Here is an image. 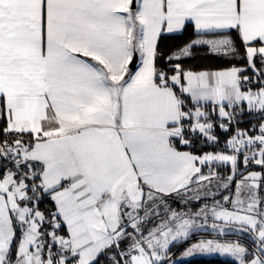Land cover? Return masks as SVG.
I'll use <instances>...</instances> for the list:
<instances>
[{
  "label": "snow or ice",
  "instance_id": "snow-or-ice-1",
  "mask_svg": "<svg viewBox=\"0 0 264 264\" xmlns=\"http://www.w3.org/2000/svg\"><path fill=\"white\" fill-rule=\"evenodd\" d=\"M264 264V0H0V264Z\"/></svg>",
  "mask_w": 264,
  "mask_h": 264
},
{
  "label": "trees",
  "instance_id": "trees-1",
  "mask_svg": "<svg viewBox=\"0 0 264 264\" xmlns=\"http://www.w3.org/2000/svg\"><path fill=\"white\" fill-rule=\"evenodd\" d=\"M184 264H231V260L229 258H222L220 256H201L185 261Z\"/></svg>",
  "mask_w": 264,
  "mask_h": 264
},
{
  "label": "rangeland",
  "instance_id": "rangeland-1",
  "mask_svg": "<svg viewBox=\"0 0 264 264\" xmlns=\"http://www.w3.org/2000/svg\"><path fill=\"white\" fill-rule=\"evenodd\" d=\"M201 256H204V257H211V256H219V255H196V256H193V257H191V258H188V259L185 260V261L191 260V259L196 258V257H201ZM220 257H222V258H228V257H223V256H220ZM229 259H230V258H229ZM185 261H184V262H185Z\"/></svg>",
  "mask_w": 264,
  "mask_h": 264
}]
</instances>
